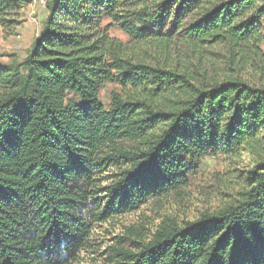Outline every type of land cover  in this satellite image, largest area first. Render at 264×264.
Listing matches in <instances>:
<instances>
[{
    "label": "trees",
    "instance_id": "1",
    "mask_svg": "<svg viewBox=\"0 0 264 264\" xmlns=\"http://www.w3.org/2000/svg\"><path fill=\"white\" fill-rule=\"evenodd\" d=\"M29 0H0L13 33ZM22 61L0 65V264H76L95 223L178 193L208 156L250 153L246 187L103 264H264V83L126 57L133 40L225 50L264 75V0H49ZM110 20V23H105ZM114 92L109 107L100 93ZM114 170L105 187L106 173Z\"/></svg>",
    "mask_w": 264,
    "mask_h": 264
},
{
    "label": "rangeland",
    "instance_id": "2",
    "mask_svg": "<svg viewBox=\"0 0 264 264\" xmlns=\"http://www.w3.org/2000/svg\"><path fill=\"white\" fill-rule=\"evenodd\" d=\"M47 5V4H46ZM46 5L29 0L17 16L19 24L10 33L0 25V65L8 64L13 58L22 61L32 42L37 38L47 16ZM105 23H110L106 20ZM264 31V20L261 22ZM112 38L122 44L125 56L133 61H142L152 66L168 69L190 66L194 63L207 69L209 78H226L232 74H240L247 81L264 83V75L256 67H245L237 71H223L226 64L225 50L207 48L202 51L192 50L187 45L173 42L135 41L116 24L109 29ZM264 52V43L262 44ZM194 62V63H193ZM114 92L123 95L129 90L116 82H107L101 90V101L109 107ZM253 165L250 153L242 155L208 156L200 163V168L189 177V185L178 193H169L160 199H150L138 210L118 214L105 222L95 223L90 237V244L80 252L76 264H103L114 245L123 243L132 248L131 240L149 241L153 234L164 224L184 226L194 221L205 211L217 210L235 197L246 187V171ZM114 170L106 173L101 187H105L113 179ZM131 239V240H130Z\"/></svg>",
    "mask_w": 264,
    "mask_h": 264
},
{
    "label": "built area",
    "instance_id": "3",
    "mask_svg": "<svg viewBox=\"0 0 264 264\" xmlns=\"http://www.w3.org/2000/svg\"><path fill=\"white\" fill-rule=\"evenodd\" d=\"M35 1H38L41 5H46L49 0H35Z\"/></svg>",
    "mask_w": 264,
    "mask_h": 264
}]
</instances>
